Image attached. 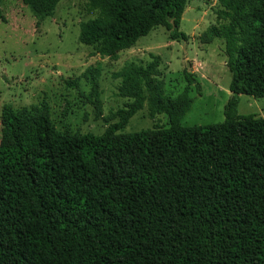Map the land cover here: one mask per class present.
<instances>
[{
    "label": "trees",
    "instance_id": "trees-1",
    "mask_svg": "<svg viewBox=\"0 0 264 264\" xmlns=\"http://www.w3.org/2000/svg\"><path fill=\"white\" fill-rule=\"evenodd\" d=\"M60 1L21 0L39 18ZM84 1L97 15L78 41L101 57L116 59L157 27L187 40L189 0ZM216 2L221 22L200 43L224 44L232 96L222 123L182 126L193 100L164 94L155 58L114 74L128 102L100 135L57 130L44 102L2 106L0 264H264V118L236 111L240 95L264 98V0ZM99 75L88 68L81 93L97 118ZM144 108L168 127L122 133Z\"/></svg>",
    "mask_w": 264,
    "mask_h": 264
},
{
    "label": "rangeland",
    "instance_id": "rangeland-1",
    "mask_svg": "<svg viewBox=\"0 0 264 264\" xmlns=\"http://www.w3.org/2000/svg\"><path fill=\"white\" fill-rule=\"evenodd\" d=\"M84 0H61L50 17H36L21 0H3L5 22H0V110L3 105L14 109L46 103L50 120L61 132L102 134L117 122L112 115L128 102L117 95L120 80L114 77L129 64L159 63V79L164 94L174 97L184 91L193 100L181 119L184 127L222 123L232 94L228 90L231 74L226 66L224 44L215 39L200 43L201 35L218 24L216 0H189L182 16L180 32L185 42L169 40L165 28L157 27L116 59L101 57L95 47L79 43V25L96 17L86 10ZM88 68L99 71V99L102 117H95L91 104L83 97L90 85L82 78ZM186 75L193 78L186 82ZM75 81L78 88H69ZM81 93L83 95H81ZM237 114L264 118V98L237 97ZM165 115L150 117L144 108L133 116L122 133L153 128H167Z\"/></svg>",
    "mask_w": 264,
    "mask_h": 264
}]
</instances>
